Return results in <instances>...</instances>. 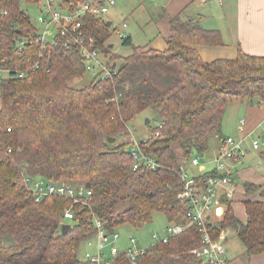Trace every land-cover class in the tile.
<instances>
[{
	"label": "trees",
	"instance_id": "trees-1",
	"mask_svg": "<svg viewBox=\"0 0 264 264\" xmlns=\"http://www.w3.org/2000/svg\"><path fill=\"white\" fill-rule=\"evenodd\" d=\"M62 1L64 6L79 2ZM40 3L0 0V68L10 73L0 81V236L10 235L15 242L0 247V264H94L87 260L90 253L82 259L80 252L83 244L97 239L94 218L110 234L123 226L141 230L155 213L169 224L188 227L179 198L182 168L210 153L214 141L220 149L230 104L257 100L264 107V56L238 46L234 59L205 62L197 46H223L222 34L180 15L169 20L164 50L136 47L128 36L123 45L133 53L112 55L110 27L88 15L86 36L97 41L96 48L116 70L112 78L98 76L77 89L74 81L87 73L80 48L58 43L43 49L31 39L40 27L30 9ZM147 110L156 115V126L138 145L157 167L141 165L134 171L123 138L131 136L130 124ZM26 176L91 192L87 205L74 207L65 234L63 216L72 201L48 197L37 203L24 186ZM245 187L247 193L258 190ZM225 201L222 220L215 228L210 225L212 238L232 229L249 256L263 253L264 202H246L248 219L241 223ZM204 245L203 233L189 226L135 259L118 249L112 264H205L194 253Z\"/></svg>",
	"mask_w": 264,
	"mask_h": 264
},
{
	"label": "built area",
	"instance_id": "built-area-1",
	"mask_svg": "<svg viewBox=\"0 0 264 264\" xmlns=\"http://www.w3.org/2000/svg\"><path fill=\"white\" fill-rule=\"evenodd\" d=\"M199 5L205 6L212 1L224 4L227 0H194ZM117 5V0H79L64 6L62 0H41L38 7H42L41 13L36 19V24L40 27L37 34L32 35L31 39L38 42L43 49L48 46H54L62 43L66 47L76 46L81 50L86 58L85 64L87 73L93 75V78L100 76L102 79L112 78L115 75L114 64L110 66L107 61L102 60V54L96 48L97 41L93 37H88L84 30V20L86 16H103ZM70 9H73L70 11ZM126 27V25H125ZM125 38V35H121ZM9 70L0 68V81L8 76ZM25 73H21L23 77ZM244 122H241L239 131L244 132ZM11 131V129H8ZM1 146V145H0ZM131 155L134 159L133 170H137L141 165L155 169L156 162L145 156L139 148L138 142L129 144ZM261 148V141L254 140L247 144L243 139H237L233 136L227 137L221 144L217 154L208 163L202 162L201 156L194 157L189 165L182 168L181 180L183 182V191L179 198L185 204L187 216L190 219L189 226H197L203 233L205 245L194 251L196 256L205 264H227V248L225 244V235L221 231L217 239L211 236V227L215 228L216 222L222 220L224 216L223 197L227 200L232 199L235 192V181L229 174V168L234 161H240L248 156L250 150L258 151ZM11 152V150H8ZM210 165L213 166L210 169ZM197 169L199 174H193L191 169ZM209 174L205 181H198L197 177L201 174ZM24 186L32 193L37 203L42 202L48 197H60L70 199L72 206L68 208L63 216V225L67 221L75 218L74 207L77 205H87L86 200L91 197V192L83 187H70L66 183H53L43 178H33L26 176ZM94 223L98 230L96 252L87 255V260L94 264H112V259L119 253L117 243L120 239V233L107 232L103 224L97 218ZM188 226V227H189ZM187 226L174 223L168 224L166 228L167 235L160 237L154 233L152 238L156 242L167 243L168 240L181 234ZM127 250V256L135 259L142 254L137 246V240L130 237V245Z\"/></svg>",
	"mask_w": 264,
	"mask_h": 264
},
{
	"label": "crops",
	"instance_id": "crops-1",
	"mask_svg": "<svg viewBox=\"0 0 264 264\" xmlns=\"http://www.w3.org/2000/svg\"><path fill=\"white\" fill-rule=\"evenodd\" d=\"M164 13L165 16L162 19V25L164 22L166 27L164 33L160 34L154 41L150 40L142 46L160 51L164 50L169 34V20L176 15H186L187 20L193 19L205 29L216 30L222 34L223 46H197L205 62L222 58L234 59L238 53V46L249 55L264 56V0H227L222 5L217 1H212L205 6L199 5L194 0H171ZM221 24L231 25L235 34L233 42L224 40L226 35H224ZM112 48L113 45H110V49ZM232 120L234 125L230 124ZM242 121L244 122L243 133L239 131ZM260 129L259 139L264 141V107L259 105V102H236L229 105L223 124V131L228 134H224L225 136L231 135L235 138L239 136L237 139H243L247 144H250V142L258 140L253 138ZM218 147L219 144L214 141L212 150L204 156L207 158L214 157ZM210 167L213 168L212 165ZM191 170L193 174H199L196 168ZM229 174L235 181V192L232 199L227 200L223 197V201L226 200L231 204L234 215L241 223H246L248 219L246 202H264V149L250 150L244 159L234 161L229 168ZM246 184L255 185L258 190L247 193ZM223 232L227 248V264H264V252L249 256L234 230L226 229Z\"/></svg>",
	"mask_w": 264,
	"mask_h": 264
},
{
	"label": "rangeland",
	"instance_id": "rangeland-1",
	"mask_svg": "<svg viewBox=\"0 0 264 264\" xmlns=\"http://www.w3.org/2000/svg\"><path fill=\"white\" fill-rule=\"evenodd\" d=\"M170 3L171 0H117V5L112 7L109 13L99 17L101 21L107 23V26L109 22L112 23L110 27L112 35L109 42L107 41L109 46L113 45V48L111 49L112 55L117 54L127 57L133 53V49L131 47L123 45V39L120 37L121 35H125L126 37L131 36L133 38V44L136 47L142 46L150 40L154 41V39L160 36V34L162 35L166 29L164 22L162 25V19L165 16L164 11L166 12V7L170 5ZM41 10V6L31 7L30 15L35 22L38 15L41 13ZM169 11L171 13L170 7ZM180 17L183 20H187L186 15H180ZM221 27L224 35H226L224 40L227 42H233L235 40V34L234 30L231 28V25L221 24ZM108 59L109 56L105 57L102 55V60L104 62H106ZM92 80L93 75L86 73L82 78L74 81L73 87L81 89L88 85ZM147 119L150 120V124L146 123ZM156 122V115L152 111L147 110L130 124L131 136L123 138L124 143L126 142L130 144L134 141L140 142L149 139L151 136V129L156 126ZM230 124L234 125V121L232 120ZM225 131H223V133L228 135ZM260 131L261 129L253 139H258L261 141L260 149L262 150L264 149V141L259 139L261 133ZM236 137L238 138L239 136ZM212 158H207L204 156L202 158V162L209 164ZM209 168L211 169V167ZM64 224L70 223L66 221ZM168 224V220L162 213H155L152 223L141 230H134L129 226H123L118 230L121 237L119 243L117 244V248L120 251L128 250L130 247V239L128 238L133 236L137 240L138 248L144 250L156 243V240L152 238L154 233H158L160 237L167 235L166 228ZM96 242L97 239L95 240V245L94 242L93 245H89L88 243L82 245L80 250L82 259L85 258L86 254H92L94 251H96ZM14 244V239L10 235L0 236V247H9Z\"/></svg>",
	"mask_w": 264,
	"mask_h": 264
},
{
	"label": "water",
	"instance_id": "water-1",
	"mask_svg": "<svg viewBox=\"0 0 264 264\" xmlns=\"http://www.w3.org/2000/svg\"><path fill=\"white\" fill-rule=\"evenodd\" d=\"M108 27H111V22L108 23ZM115 66H116V64H114L113 67L115 68ZM257 102H258L257 100L254 101V103H257ZM146 123H147V124H150V120L147 119V120H146ZM109 142H110V143H114V142H115V139H111V140H109ZM70 228H71L70 224H64V225L62 226V228H61V232H62V234H65L67 231L70 230Z\"/></svg>",
	"mask_w": 264,
	"mask_h": 264
}]
</instances>
